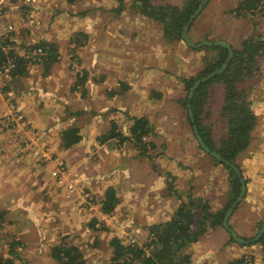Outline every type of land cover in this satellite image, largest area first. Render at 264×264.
<instances>
[{"label":"crops","instance_id":"0c3cea01","mask_svg":"<svg viewBox=\"0 0 264 264\" xmlns=\"http://www.w3.org/2000/svg\"><path fill=\"white\" fill-rule=\"evenodd\" d=\"M40 2L39 17L43 21L42 27L23 30L19 34L15 32L13 40L15 44L21 45L54 42L59 47V61L47 73L42 67L37 68V72L32 75L25 73L21 76H13L0 94L1 112L12 101L24 108L26 121L29 123L24 130L16 133L6 129L2 132L0 130V220L3 221L4 226L11 228H31L32 224L29 221L32 218V211L42 212L47 208H49L47 211H52L58 219L66 217V220H72L73 214H76L72 206V203H75L74 198L68 194L64 186L58 185L51 175L58 160L64 161L70 171L81 176L82 181L85 182V190L92 194L98 203L104 200V194L109 187L117 188V182L115 184L109 181L118 165H122L126 171L130 172V175H133V178H130L135 184L142 179L146 180V186H156L158 189L163 187L156 184L159 181L156 177L158 173L153 169L157 168H152L150 165V160L159 158L160 154L151 156L148 152L147 156L142 155L131 139L124 141L123 155L111 151L116 144L112 145L110 139L102 142L107 145L106 147L95 146L100 140V138L97 140L100 133H105V126H110L111 123L107 122L108 113L105 114V111L111 107L106 105H115L116 101L125 94L122 90L120 91V87H116V85L119 86L118 82L129 85L127 94H130L128 96L131 99L133 90L147 88L145 83L151 81L148 74L151 67L160 70L156 71L159 74L155 81L158 79L162 81L163 74L167 76L166 69L171 61L170 45L163 42L162 30L157 24L133 12L129 5L117 14L114 10L118 7V3L114 0H40ZM165 2L181 7L183 0H165L164 2L153 0V4ZM232 3L233 0H211L208 8L206 7L205 12L203 11L205 18L207 21L213 20L211 16L215 17L219 11L226 14L227 10L232 8ZM127 11L129 13H126ZM6 13L9 17L8 21L18 23L25 16V12H22V9L13 2L7 6ZM144 26L149 30L143 32ZM144 34L147 36L155 34L163 43H151L145 48L132 51V45L138 40V36ZM79 35L83 36L81 46H77L76 41L73 42ZM126 35L128 38H124ZM117 44L120 45L121 54L116 50ZM164 45H167V48H162ZM114 54L118 57L117 59ZM93 61L96 63L94 70L96 75H91L87 66ZM73 62L81 66L84 71L72 72ZM149 63H153V66ZM115 65L116 68L113 69ZM141 67L146 68L145 74L141 71ZM67 70L72 74L75 73L73 76L77 81L80 75L84 76L85 80L80 86H76L75 83L72 89L75 91L79 88L81 92V111L76 114L80 122L77 124L73 121L68 122L72 116L63 109L66 93L68 92L70 96L72 92L66 90L67 92L63 93L61 83L67 79ZM91 83L93 86L90 89ZM141 93L146 94V92ZM154 96L159 98L156 92ZM140 99V104L145 102V98L140 97ZM151 102L154 101L151 99ZM102 114L103 117L99 118ZM112 119L119 120L120 117H117L115 113ZM73 127L79 128L82 140L73 148L67 149L64 147L62 137L65 131ZM105 134L101 137L104 138ZM22 138L31 143L30 148L22 143ZM91 145L95 148L93 149ZM134 152L137 154H133ZM133 155H135L134 158ZM260 157L264 165V151ZM147 158H150L148 162ZM119 162L122 164H118ZM142 171H146V174L144 175ZM178 172L177 175H180V171ZM262 176L264 178V171ZM174 180L177 179L174 178ZM247 186L246 195H251L249 181ZM116 194L119 196L124 192H116ZM128 195L130 196L131 193ZM167 197L172 196L167 195ZM119 199L121 204V196ZM237 214L244 220L246 217L250 230L264 219V185L257 193V197L248 200L245 196L232 219ZM63 222L61 220V224ZM71 224L73 225L74 222ZM68 226L60 227L71 229V226ZM56 230L57 228H54V233ZM46 233L45 231L41 234L42 240L47 241ZM211 236L212 234L204 239ZM35 238L38 240V235ZM23 239H29L27 234ZM205 249L210 252L214 250L209 246ZM192 261H194L193 258Z\"/></svg>","mask_w":264,"mask_h":264},{"label":"rangeland","instance_id":"374dc122","mask_svg":"<svg viewBox=\"0 0 264 264\" xmlns=\"http://www.w3.org/2000/svg\"><path fill=\"white\" fill-rule=\"evenodd\" d=\"M13 3L17 4L22 9V12H25V16L31 12L23 4L22 0H14ZM163 4H167V2ZM235 6L236 0H233L232 8L227 10L226 14L219 11L215 17L211 16L213 20L207 21L204 15L205 10L208 8L207 5V8L204 9L201 16L195 20L193 28L188 32L190 39L195 43L203 41H223L232 45L233 48L240 49L243 41L250 36L253 25L251 21L245 18L234 17L231 12ZM39 12L37 14L38 16ZM126 13L129 12L127 11ZM40 20L43 25L41 18ZM254 20L256 21L258 19ZM12 22L16 23V32L18 34L22 33L23 30H28L24 29L21 26L22 24H19L17 21ZM42 25L33 29H39ZM147 28L144 26L142 31L146 32L149 30ZM124 38H128V35ZM163 42L165 43V40ZM163 42L155 34L150 36L144 34L138 36V40L132 45V51H135L137 48H145L151 43L160 44ZM164 47L167 48V45L162 46V48ZM116 50L119 54L122 53L120 45L118 44L116 45ZM169 56L171 61L169 62V67L166 69L167 76L163 74L161 77L162 81L160 79L155 81L159 74L156 71L160 70H155L151 67L148 70L151 81L145 83L147 88L133 90L131 99L128 96L130 94H127V91L130 89L129 85L121 81L118 82L119 86L116 85V87H120V91L122 90V93L125 94L122 95V100L119 98V101H116L115 105H106L111 107L105 111V114L108 113L107 122L109 121L111 123L110 126H105L106 134L101 132L97 138V140L99 138L100 140L95 145L96 147L100 145L106 147L107 145L102 143L101 136H104V134L106 136L109 135L114 127H116V132L120 133L122 137L132 139L131 128L134 124V118H146L153 125V135L145 138L144 142L148 143L149 155H161L159 158L150 160V165L152 168H157L156 170L153 169L158 173L156 177L160 181L156 184L163 186L162 189L159 187L162 191L156 186H146V180L143 181L141 179L138 184H135L131 179L133 175H130V172L126 171L125 167L118 165L114 169L115 172L109 182H115V184L117 182L118 186L115 191L119 193L124 192V194L119 195L121 196L120 207L118 206L119 208L117 207L118 209L112 215L106 216L101 212V202H96L92 194L85 190V182L82 181L81 176L70 171L64 161L58 160L51 175L57 184L64 186L68 194L74 198L75 203H72V206L76 214H73L72 220H66V217L58 219L52 211H47L49 208L42 212L32 211V218L29 221L32 224L31 228L7 227L0 220L1 258L9 257L10 244L18 242L19 244L15 246V249L23 256V261L18 264H56L50 256L51 249L60 244H74L83 254L85 264H110L112 259L111 240L118 238L126 243V241L132 238L135 240V244L144 243L148 238L150 226L165 223L173 217L181 203L178 196L180 193H184L185 199L189 194H193L195 197H201L214 210L223 208L226 204L224 195L230 189L226 171H224L222 166L215 167L208 156H203L197 150L196 138L194 137V139L190 132L185 131L182 127L184 125L181 122L179 110L176 109L177 106L174 103L176 99L184 94L183 84L180 78L195 75L199 70L204 54L191 51L183 42H180L169 46ZM114 57L115 59L118 58L115 54ZM149 64L153 66V63ZM261 64V73L259 72L256 79L250 83V99L255 103L253 108L258 117L257 129L254 132L255 144L252 142L249 149L240 154L237 160L241 166L243 178L249 181L251 195H246L248 200L257 197V193L261 191L264 185V178L262 176L264 165L260 157L264 151V60ZM95 65V61L87 65L89 66L91 75H96L94 73ZM72 66V72L84 71L76 62H73ZM42 67L44 68L43 63L31 65L29 69L26 67V73H30L31 75L35 74L37 68ZM112 68L115 69L116 65ZM141 71L145 74L146 68L141 67ZM67 72L66 74L68 76L66 81L61 83L63 93L67 92L66 90H71L72 92L70 96L68 92L66 93L67 97L64 99L65 104L63 109L64 111L67 110L68 114L72 116L68 119V122L71 123L73 121L77 124V122H80L76 114L81 111V92L79 88L75 91L72 90L74 89V84H77L78 81L74 79L73 74L75 73L72 74L69 70ZM91 86H93V83L90 84V89ZM126 87L127 89H125ZM219 91V89L216 90L214 94L217 95ZM141 92H146V94H142ZM155 92L158 93L159 98L154 96ZM161 95L162 98L160 99ZM140 97L142 99L145 98V104H140ZM151 99L154 102H151ZM212 104L210 107H219V101H213ZM11 107L21 108V117L23 120H20L19 115L15 118V122H12L11 118L10 124L8 123L5 115L9 113ZM115 113H117V117H120V122L119 120L112 119ZM101 117H103V114L99 118ZM26 120L24 108L21 105L12 103V101L9 102V105H7L4 111L1 112L0 110L1 132L5 129L6 131L14 133L24 130L29 124ZM21 141L28 148L31 147V143L26 139L22 138ZM109 141L112 142V145L116 144L111 151H115L120 155L124 154V140L122 141L118 137L113 140L110 139ZM152 144L155 146L153 149ZM91 146H93V149L95 148L94 145ZM93 149L91 151H94ZM133 154H137V152ZM143 158L146 160L145 157ZM60 164H63L67 172L76 180L75 188L72 191L66 186V169L62 183L53 175L55 171L60 169ZM178 171H180V175H177L179 173ZM142 173L145 175L146 171H142ZM174 178L177 180L175 181ZM170 184L173 186L172 189H170ZM128 193H131V195L129 196ZM167 195L172 197H167ZM119 196L117 195L118 198ZM173 197L175 198L173 199ZM244 218L245 220L237 214L233 219L231 218L230 224L241 237L248 238L253 234V229L250 230L248 228L249 222L246 220V217ZM61 220L64 221L62 224ZM72 222H74L73 225H78L75 227L71 224ZM66 225H70L71 229H68L69 226L67 228L60 227H65ZM54 228H57L55 233ZM45 231L48 235L47 241L41 239V234ZM25 234H27L29 239H23ZM36 235H38V240L35 238ZM229 238V234L223 228H219L216 233L214 232L211 237H208L209 240L202 238L200 242L193 244L189 249L194 260L193 263L221 264L223 262L227 264L234 259L243 256L250 258L251 256L253 257V264H264L261 250L258 246H251V244H230ZM206 246L212 247L214 249L213 252L206 251Z\"/></svg>","mask_w":264,"mask_h":264},{"label":"trees","instance_id":"16d2710c","mask_svg":"<svg viewBox=\"0 0 264 264\" xmlns=\"http://www.w3.org/2000/svg\"><path fill=\"white\" fill-rule=\"evenodd\" d=\"M114 1L118 3V7L114 10L117 14L124 11L127 8L126 5H129L133 12L139 13L143 18L157 24L162 30L163 40L169 45L183 42L189 50L204 54L197 73L190 77L180 78L184 94L174 103L177 106L176 109L179 110V116H181V122L184 125L182 127L185 131H189L194 138L193 125H196L199 135L211 152L219 154L230 163V165H226L219 162L210 154L205 153L196 143L197 150L203 156H208L215 167L222 166L224 168L230 189L225 196L226 204L217 210L211 208L201 197L189 194L185 199L184 194H178L181 203L173 217L165 223L150 226L148 238L144 243L131 244L129 241L125 243L118 238L111 240L112 259L110 264H193L192 255L189 252L190 247L219 228H223L225 214L242 191L240 177L232 165H235L241 172L242 169L237 160L240 154L249 149L257 129L258 117L253 108L255 103L250 99V83L256 79L262 66L261 62L264 60V0H236V6L231 13L236 18L241 17L252 22L253 29L250 36L243 41L240 49L233 48L234 57L227 70L198 87L191 100L188 97L194 83L220 69L229 56L226 48L206 46L194 49L183 40V28L203 0H183L181 7L172 4H153V0ZM194 24L195 21L191 24L189 31ZM82 38L83 36L79 35L74 38L73 42L76 41L77 46H81ZM10 43L15 44L8 39L0 42V62L5 59L3 46ZM35 46L41 47L45 53L43 64L47 73L59 61V47L54 42H42ZM26 71V61L18 59V67L13 76H21ZM84 81V76L79 78L76 86L83 85ZM218 89L220 91L215 95L214 93ZM213 101H219V107H210L213 105ZM189 103L194 114V124L188 114ZM152 126L146 118L141 117L134 118L131 128V140L135 142L136 147L144 156H147L149 151L148 143L144 140L153 135ZM118 137L122 141L127 140L117 133L116 127H114L109 135L102 138V141ZM81 140V132L77 127L65 131L62 137L64 147L67 149L73 148ZM153 148L155 146L152 144ZM245 183L247 186L248 180H245ZM170 186L172 189V184ZM101 204V212L106 216L112 215L117 209L120 199L113 187L106 190ZM263 223L264 219L254 227L250 237L242 238L247 241L255 238ZM231 227L233 228L232 225ZM229 237L230 244H238L230 235ZM17 244L19 243L10 244L9 257H0V264H18L23 261V256L15 249ZM251 246L260 248L264 261V236ZM50 256L56 264H85L83 254L74 244H60L51 249ZM252 261L253 257L243 256L227 264H253Z\"/></svg>","mask_w":264,"mask_h":264},{"label":"built area","instance_id":"2783aa9c","mask_svg":"<svg viewBox=\"0 0 264 264\" xmlns=\"http://www.w3.org/2000/svg\"><path fill=\"white\" fill-rule=\"evenodd\" d=\"M23 4L31 9L27 16L21 18L19 24L24 27V29H33L42 25V22L37 15L41 10L40 0H22ZM14 0H0V42L2 40L13 41V35L17 31L16 23L8 21V15L6 13V8ZM3 52L5 59L0 62V94L2 90L9 84L13 77V73L18 67V59H24L26 61V67L29 69L31 65L42 64L43 56L45 55L41 47H36L35 45H21V44H8L3 46ZM23 52V53H20ZM20 115V120L22 119L21 108L11 107L9 113H6L5 117L10 124L11 118L12 122L16 121V117ZM65 169L63 164H60V169L55 171L53 175L55 178L62 183L65 175ZM76 180L67 172L66 169V186L69 190L75 188ZM131 244H135V240L130 238L128 240Z\"/></svg>","mask_w":264,"mask_h":264},{"label":"water","instance_id":"95a60500","mask_svg":"<svg viewBox=\"0 0 264 264\" xmlns=\"http://www.w3.org/2000/svg\"><path fill=\"white\" fill-rule=\"evenodd\" d=\"M210 1L211 0H203L202 3L200 4V6L197 8V10L194 12V14L190 17L188 23L183 28V40L185 41V43L189 47L194 48V49H200V48H203L206 46L207 47L219 46L222 48H226L229 52V56L220 69L214 71L210 75H208V76H206V77H204V78H202V79H200L194 83V85L190 89V93H189V97H188L189 100H191L193 98L194 92L197 90L198 87H200L204 83L211 81L213 78L223 74L227 70L230 62L232 61V59L234 57V49H233L232 45H230L227 42L203 41L200 43H195L189 37L188 31L190 29L191 24L202 14V12L206 8V6L210 3ZM187 108H188V114H189L190 120H191L192 124H194L195 123L194 114H193L192 106L190 103L188 104ZM193 133H194V136L196 138L197 143L199 144V146L201 147V149L205 153L210 154L212 157L216 158L221 163H224L226 165H230V163L227 160H225L224 158H222L219 154L211 152L210 148L204 143L201 136L199 135V132H198L196 125H193ZM232 167L236 171L237 175L240 177V180L242 183V191H241V194L239 195V197L236 199V201L232 204L231 208L225 214V217L223 220V228L238 244H240V245L255 244L258 241H260L262 239V237L264 236V223L262 224L261 229L258 232V234L256 235V237L250 241H247L244 238H242L239 235V233L237 231H235L230 226V223H229L230 218L232 217L233 213L238 208V206H240V204L242 203V201L244 200V198L247 194V186L245 183V179L242 177L241 172L239 171V169L235 165H232Z\"/></svg>","mask_w":264,"mask_h":264},{"label":"flooded vegetation","instance_id":"af4514ba","mask_svg":"<svg viewBox=\"0 0 264 264\" xmlns=\"http://www.w3.org/2000/svg\"><path fill=\"white\" fill-rule=\"evenodd\" d=\"M233 216V215H232ZM232 218V217H231ZM229 223H230V221H229ZM235 230V229H234ZM236 231V230H235ZM240 235V234H239Z\"/></svg>","mask_w":264,"mask_h":264}]
</instances>
